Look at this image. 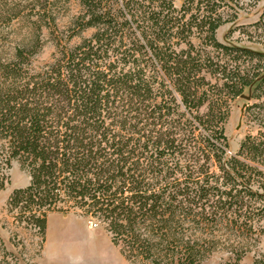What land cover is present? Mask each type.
<instances>
[{
  "label": "trees",
  "instance_id": "1",
  "mask_svg": "<svg viewBox=\"0 0 264 264\" xmlns=\"http://www.w3.org/2000/svg\"><path fill=\"white\" fill-rule=\"evenodd\" d=\"M62 1L41 4L27 43L56 27ZM240 1L76 0L68 39L90 36L42 66L27 43L0 62V161L29 174L7 200L14 222L44 241L48 214L73 211L102 222L131 263L198 264L204 240L185 221L264 218V2L244 31L260 48L216 36ZM242 94L256 101L244 111L255 130L227 155ZM8 179L0 171V189Z\"/></svg>",
  "mask_w": 264,
  "mask_h": 264
},
{
  "label": "rangeland",
  "instance_id": "2",
  "mask_svg": "<svg viewBox=\"0 0 264 264\" xmlns=\"http://www.w3.org/2000/svg\"><path fill=\"white\" fill-rule=\"evenodd\" d=\"M44 2L45 0H0V62L9 58L15 48H23L29 41L30 27L37 19L38 12L43 15L40 8ZM263 2L264 0H242L239 5H235L237 18L218 27V40L260 48L259 44L247 39L248 35L244 31L249 29L248 24L259 18ZM180 3L181 0H175L176 6ZM47 6L49 9V4ZM49 11L57 18L56 27H44L37 42L24 45L33 50L32 54H28V62L35 67L50 62L56 48L74 46L93 32V29H87L68 39V35L72 33L69 20L79 11L76 0L62 1L58 7ZM252 35L253 39L257 38ZM253 102L256 101L241 96L231 101L229 117L224 125L229 143L227 155L235 154L241 140L248 133H254L253 121L249 119V115H244L247 104ZM1 154L3 153L0 151V156ZM0 171L7 172L9 176L0 189V244L12 254L5 256L0 246V260H4V264H141L131 263L121 254L120 246L111 242L110 234L102 222L77 215L73 211L48 214L44 241L29 226L17 225L8 211L7 200L14 188L28 184L29 174L17 159L11 160L8 168L0 161ZM261 208L259 212L263 213L264 207ZM92 220L98 222L96 227L91 225ZM231 225L225 221L211 224L184 222L183 231L204 240V258L198 264H251L254 257L264 251V218L255 220L251 228L237 229ZM238 256L241 258L237 259Z\"/></svg>",
  "mask_w": 264,
  "mask_h": 264
},
{
  "label": "built area",
  "instance_id": "3",
  "mask_svg": "<svg viewBox=\"0 0 264 264\" xmlns=\"http://www.w3.org/2000/svg\"><path fill=\"white\" fill-rule=\"evenodd\" d=\"M91 225H92L93 227H96V226L98 225V222L95 221V220H92V221H91Z\"/></svg>",
  "mask_w": 264,
  "mask_h": 264
},
{
  "label": "water",
  "instance_id": "4",
  "mask_svg": "<svg viewBox=\"0 0 264 264\" xmlns=\"http://www.w3.org/2000/svg\"><path fill=\"white\" fill-rule=\"evenodd\" d=\"M241 97H243V98H245V99H247V100L251 98V97H250V94H247V95L242 94Z\"/></svg>",
  "mask_w": 264,
  "mask_h": 264
},
{
  "label": "crops",
  "instance_id": "5",
  "mask_svg": "<svg viewBox=\"0 0 264 264\" xmlns=\"http://www.w3.org/2000/svg\"><path fill=\"white\" fill-rule=\"evenodd\" d=\"M47 224H48V218H47Z\"/></svg>",
  "mask_w": 264,
  "mask_h": 264
}]
</instances>
